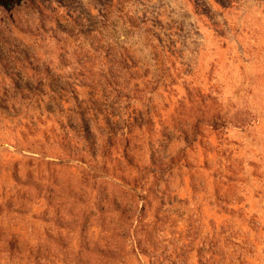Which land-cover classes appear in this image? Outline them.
I'll use <instances>...</instances> for the list:
<instances>
[{
    "label": "rangeland",
    "instance_id": "obj_1",
    "mask_svg": "<svg viewBox=\"0 0 264 264\" xmlns=\"http://www.w3.org/2000/svg\"><path fill=\"white\" fill-rule=\"evenodd\" d=\"M0 264H264V0H0Z\"/></svg>",
    "mask_w": 264,
    "mask_h": 264
}]
</instances>
